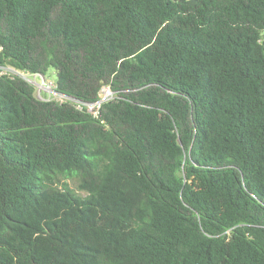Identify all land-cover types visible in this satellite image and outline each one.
Instances as JSON below:
<instances>
[{
    "label": "trees",
    "instance_id": "16d2710c",
    "mask_svg": "<svg viewBox=\"0 0 264 264\" xmlns=\"http://www.w3.org/2000/svg\"><path fill=\"white\" fill-rule=\"evenodd\" d=\"M0 0V264H264V0ZM76 177L79 193L64 178Z\"/></svg>",
    "mask_w": 264,
    "mask_h": 264
},
{
    "label": "built area",
    "instance_id": "2783aa9c",
    "mask_svg": "<svg viewBox=\"0 0 264 264\" xmlns=\"http://www.w3.org/2000/svg\"><path fill=\"white\" fill-rule=\"evenodd\" d=\"M1 74L19 75L35 86V93H38V96H36L39 99H54L61 103H73L78 109L86 110L95 118L99 117L100 108L102 104L116 97V92L113 91L109 85H104L101 88L98 99L94 101H82L80 99L74 98L72 96L60 92L57 89L56 82L51 80L48 81L46 76L42 73H30L25 70L17 69L13 66H1L0 75ZM38 78H40V80H38Z\"/></svg>",
    "mask_w": 264,
    "mask_h": 264
},
{
    "label": "rangeland",
    "instance_id": "374dc122",
    "mask_svg": "<svg viewBox=\"0 0 264 264\" xmlns=\"http://www.w3.org/2000/svg\"><path fill=\"white\" fill-rule=\"evenodd\" d=\"M46 78L48 79V81H54L56 82L57 79V75L54 69H50L48 71V73L45 75ZM38 80H40V78H38ZM36 95L38 96V93L36 92ZM64 181H67L68 184L75 189L76 191H78L79 193L85 194L84 191L79 190L78 189V179L76 177H69V178H64Z\"/></svg>",
    "mask_w": 264,
    "mask_h": 264
},
{
    "label": "water",
    "instance_id": "95a60500",
    "mask_svg": "<svg viewBox=\"0 0 264 264\" xmlns=\"http://www.w3.org/2000/svg\"><path fill=\"white\" fill-rule=\"evenodd\" d=\"M188 3L193 5V6H195L196 5V0H189Z\"/></svg>",
    "mask_w": 264,
    "mask_h": 264
}]
</instances>
